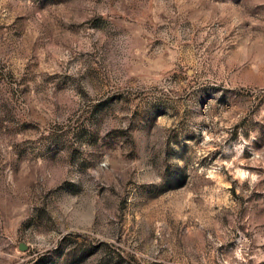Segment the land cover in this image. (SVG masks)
<instances>
[{"label":"rangeland","instance_id":"1","mask_svg":"<svg viewBox=\"0 0 264 264\" xmlns=\"http://www.w3.org/2000/svg\"><path fill=\"white\" fill-rule=\"evenodd\" d=\"M0 264H264V0H0Z\"/></svg>","mask_w":264,"mask_h":264}]
</instances>
